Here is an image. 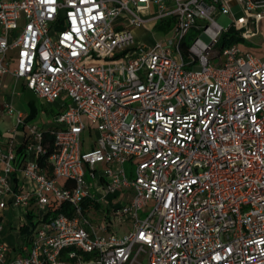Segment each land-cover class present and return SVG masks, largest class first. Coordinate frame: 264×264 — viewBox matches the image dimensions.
Segmentation results:
<instances>
[{
    "label": "built area",
    "instance_id": "2783aa9c",
    "mask_svg": "<svg viewBox=\"0 0 264 264\" xmlns=\"http://www.w3.org/2000/svg\"><path fill=\"white\" fill-rule=\"evenodd\" d=\"M221 13L247 42L264 0H0V90L10 74L61 102L22 163L17 131L0 138V218L19 208L29 227L0 239V264H264V56L220 46ZM161 21L172 35L136 42L133 27Z\"/></svg>",
    "mask_w": 264,
    "mask_h": 264
},
{
    "label": "rangeland",
    "instance_id": "374dc122",
    "mask_svg": "<svg viewBox=\"0 0 264 264\" xmlns=\"http://www.w3.org/2000/svg\"><path fill=\"white\" fill-rule=\"evenodd\" d=\"M233 13L236 18L243 14L241 7L235 5L233 7ZM217 21L223 25L225 28H229L233 22L234 17L231 14L221 13L217 16ZM146 24L139 27H133L132 31L137 43H146L148 45H154L156 40L164 39L168 35H172V30L165 25L163 28H156L157 24ZM253 32V31H252ZM259 35L251 38L247 42L238 41V43L245 48L246 50H251L258 56H264V25L258 27ZM203 37L211 42L210 37L207 34L203 33ZM13 53H17V50H14ZM3 88L0 90V138L4 140L5 137L9 135V131H17V132H26L29 130L30 126L35 124L37 126H45L51 124L53 120L56 118L57 113L60 110L61 102H47L45 99L39 98L32 90L27 89L23 85V80L21 79L18 84L15 82L14 78L8 74L3 76L2 78ZM16 84V86H15ZM11 102L14 107L13 112H8L5 108L6 103ZM18 111H22L24 114L23 123L17 126V113ZM17 132L15 133L17 135ZM83 138L91 144L96 138V132H90L89 130L83 133ZM86 150V148H83ZM103 167L102 163H98L96 165L97 169H101ZM125 168L127 171V175L129 178H134L136 163L133 161H126ZM126 198L123 194H117L114 196L113 194L108 195V200L112 201L114 199V204L112 207L118 206V202L122 199ZM153 203L150 202L149 206H152ZM104 204L101 205L99 212L93 216L95 220L98 222H102L104 225H107V216L106 210L104 209ZM104 209V210H103ZM15 213L11 212L7 213V218L11 221H17L18 219H23V212L19 208H13ZM142 216H145L143 211H140ZM27 221H30V217H27ZM116 223V233L119 236H124L129 232L131 227V221L121 222L119 220H115ZM8 229V228H7ZM8 234V235H7ZM22 234V233H21ZM20 229L14 230V232L6 233L3 235H7L3 238L4 241L9 243L10 245L19 244L20 237Z\"/></svg>",
    "mask_w": 264,
    "mask_h": 264
},
{
    "label": "crops",
    "instance_id": "0c3cea01",
    "mask_svg": "<svg viewBox=\"0 0 264 264\" xmlns=\"http://www.w3.org/2000/svg\"><path fill=\"white\" fill-rule=\"evenodd\" d=\"M26 135H27V131L26 132H17V135H15V137H14L15 138V144L17 145V162H18V164L22 163L28 157V155H26L23 147L21 149L19 148L21 145L23 146V143L25 142ZM15 174L17 177L23 176L21 172H17ZM25 185L29 186L28 181H25ZM11 212L15 213V211L12 208L6 210L4 212V215L0 218V239L1 240H3V238H5L8 235V234L3 235L4 232L10 234V232L11 233L14 232V230H16L17 228L20 229V234L21 233L23 234V232L21 231V227L19 226L20 219H18L17 221L16 220L10 221L7 218V213L10 214ZM21 235H20V237H21Z\"/></svg>",
    "mask_w": 264,
    "mask_h": 264
},
{
    "label": "trees",
    "instance_id": "16d2710c",
    "mask_svg": "<svg viewBox=\"0 0 264 264\" xmlns=\"http://www.w3.org/2000/svg\"><path fill=\"white\" fill-rule=\"evenodd\" d=\"M169 24H170V22L168 23V25ZM163 27H164V22L161 21V22H159L157 24L156 28L160 29V28H163ZM238 41H246V40H244L241 37V35L239 34V30L236 27L231 26L229 28V30L223 34V36L221 38L220 46H222V45L224 46V45H226L228 43L238 42ZM44 136H45V139H44L45 144L48 146V154H50L53 151L54 147H55L54 136L50 132L49 128H44ZM22 147L23 146L21 145L19 148L21 149ZM40 162H41L42 165H46L45 158H43V159L40 158ZM46 166L48 168H50L49 165H46ZM60 210H64L63 205L60 208ZM21 231L23 233L27 232V231H29V227L28 226H23V227H21Z\"/></svg>",
    "mask_w": 264,
    "mask_h": 264
}]
</instances>
